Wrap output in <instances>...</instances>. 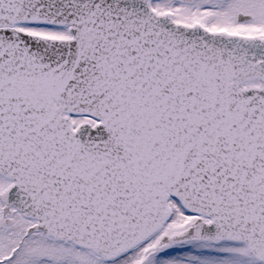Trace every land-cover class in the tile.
Segmentation results:
<instances>
[{
  "label": "snow or ice",
  "instance_id": "6c2138e0",
  "mask_svg": "<svg viewBox=\"0 0 264 264\" xmlns=\"http://www.w3.org/2000/svg\"><path fill=\"white\" fill-rule=\"evenodd\" d=\"M0 264H264V0H0Z\"/></svg>",
  "mask_w": 264,
  "mask_h": 264
}]
</instances>
